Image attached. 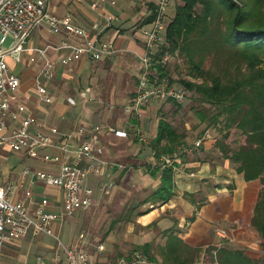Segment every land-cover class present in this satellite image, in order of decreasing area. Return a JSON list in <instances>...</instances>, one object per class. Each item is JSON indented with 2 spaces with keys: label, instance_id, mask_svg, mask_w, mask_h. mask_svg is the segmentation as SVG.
I'll use <instances>...</instances> for the list:
<instances>
[{
  "label": "crops",
  "instance_id": "1",
  "mask_svg": "<svg viewBox=\"0 0 264 264\" xmlns=\"http://www.w3.org/2000/svg\"><path fill=\"white\" fill-rule=\"evenodd\" d=\"M156 2L157 0H115V3H110L109 0H49L48 9L58 16L70 14L76 24L91 30L92 26L96 24L102 28L108 14L118 16L119 19L114 22V28L103 30L102 35L104 38L113 40L118 49L126 45L132 50L136 58L138 85L141 65L139 58L144 53V43L140 29L137 32V37L134 38L129 28L133 26L136 18L141 19V28L143 20L155 9ZM43 27L44 30L40 34L43 41L34 45L30 37L27 42L28 46L44 47L49 43H58L61 40V35H54L48 31L47 24H44ZM60 56L61 53L57 52V62L60 60ZM113 56L95 62L82 60L68 66H60L57 78L48 81V86L53 94L51 103L44 102L38 94L37 88L35 92L27 91L26 87L31 84L36 87L35 80L40 71L37 65L29 63L28 54L22 52L19 62L13 56H9L8 58H12L15 62L11 61V64L7 58L10 68L21 77L20 87L11 95L13 107L21 117L36 118L42 126L41 128L47 133L52 128H56L57 139L61 142H68L71 148L77 143V130L80 127L99 125L103 129L99 136L101 143L105 146V155L109 165L100 174L91 175L87 181V185L95 191V204L87 211L99 207L103 200H107L117 191V188L123 187L132 180L126 181L124 178L129 170H135L137 166L146 169H150L149 167L152 166L151 170L143 173L152 182H150V186L153 188L152 193L161 185L162 171L155 168L158 159H155L154 163H152L153 161L148 163V160L144 158L142 149L144 144L133 127L137 120L131 119L124 107L125 120L123 123L103 126L94 117L98 109L94 104L98 102L95 87L97 82L92 80L93 82L89 85L92 90L87 98L80 95L81 90L85 88L79 87V79L85 73V68L89 65L88 67L91 69L89 73H91L96 66H101ZM13 64L17 65L16 69L12 66ZM134 94L135 92L133 96ZM70 97L76 100V104L69 102L68 98ZM110 106L112 109H116L114 103ZM150 106L151 104L144 110L143 119L145 122H149L147 116L151 112ZM148 122L147 128L151 126V123ZM14 126L17 127L18 122H9V130ZM157 127L158 125L155 127L153 139L156 136ZM109 128L127 131L129 136L126 139L118 138L106 133V129ZM203 153H207V151L196 149L184 155L181 164L177 163L181 172L174 174V195L164 206L157 205V209L152 213L153 222L156 221L157 228L161 231L176 227V235L191 247L220 248L226 244L223 242L227 240L229 245L241 248L253 259H259L261 254L258 256L251 254L263 253L261 239L252 227L251 220L262 187L260 181L247 182L243 175L238 174L232 167L229 160L208 155H206L207 160L201 159ZM151 155H154L152 148ZM55 157H57V162L54 161ZM71 157L72 153L68 157H64L59 150L45 149L39 158H32L28 155L15 154L6 146H2L0 148V188H9L10 200L24 202L32 211L43 206L46 210L57 214L58 218L53 225L54 234L65 244L68 243L69 247L81 246L86 249L93 264H116L118 259L114 262L108 261L103 257V253L91 252L90 247L92 246L96 250V245L100 243L88 241L89 236L87 237L85 234L80 235L84 236L83 241L80 236L76 238L74 228L79 226L80 220L75 214L82 215L83 213L79 211L73 215L64 214L65 194L61 189L34 183L32 178L21 182V175L25 169L58 175L62 163L69 161ZM139 163L144 165H139ZM121 166L127 168L124 169ZM150 171L159 172L152 178ZM135 172L138 171L135 170ZM191 173L194 174L193 177ZM109 182H114L115 186L108 195H104L100 191V187ZM26 193H30V195L27 196ZM187 195H193V199L202 198L204 204L198 207L199 203H194ZM191 219L193 220L191 221ZM104 245L106 246V244ZM57 248L58 243L54 237L29 234L20 241L7 243L1 249L0 261L1 264H37L38 259L41 258L45 264H57L55 260ZM129 254L123 255V257Z\"/></svg>",
  "mask_w": 264,
  "mask_h": 264
},
{
  "label": "built area",
  "instance_id": "2",
  "mask_svg": "<svg viewBox=\"0 0 264 264\" xmlns=\"http://www.w3.org/2000/svg\"><path fill=\"white\" fill-rule=\"evenodd\" d=\"M48 1L0 0V148L6 146L15 154L28 155L32 158H39L45 149L59 150L64 157L72 153L71 159L62 163L58 175L25 169L21 175V182L32 178L34 183L61 189L65 194L64 214L73 215L93 207L95 191L87 185V181L91 175L100 174L109 165L105 146L99 136L103 129L99 125L80 127L77 130V143L71 148L68 142L57 139L56 128L47 133L36 118L21 117L11 101L12 93L21 85V77L10 68L7 58L13 56L19 62L22 52L28 54L29 63L37 65L40 69L35 80L38 94L44 102L51 103L53 94L42 80V76L47 81H53L57 78L60 66H68L82 60L100 61L116 54L118 48L115 42L104 38L102 31L113 27L119 17L107 15L102 28L96 24L91 30L76 24L70 14L58 16L51 13ZM109 1L115 3V0ZM173 2L174 0H157L153 20L140 28L144 53L139 58L141 65L138 85L125 110L131 119L137 120L133 127L142 143L146 142V137L144 133L142 134L139 122L143 120L145 108L154 100H174L182 103L188 96V90L183 85L171 83L168 76H161L158 68L165 67L171 57L168 51L161 55L159 51L167 45V29L173 13ZM42 23L47 24L50 33L61 35V40L44 47L28 46L32 31ZM9 36L12 39L8 47H4ZM57 52L61 53L58 62ZM53 55L56 57H52ZM91 90V87H87L81 90L80 95L87 98ZM68 100L71 104H76L75 99L70 97ZM11 121L18 122V126L9 130ZM106 133L121 139L129 136L127 131L114 128L106 129ZM205 136L207 139L210 138L207 134ZM203 140L204 137L195 140L192 145L185 143L186 145H183L173 157L169 155L160 157L155 168L161 171L172 168L174 174L179 173L180 167L177 163L181 164L184 155L199 149L203 145ZM54 161L57 162V157ZM191 176L194 174L191 173ZM114 186V182L105 183L101 185L100 191L108 195ZM9 194V188H0V251L5 243L20 241L29 234L48 235L54 237L58 243L55 253L57 264H93L86 249L81 246L69 247L54 234L53 225L58 218L57 214L43 206L32 211L24 202L10 200ZM26 195L29 196L30 193ZM80 239L83 241L84 236H80ZM96 251L99 254L106 252L105 245L97 244ZM37 264L45 263L39 258ZM116 264H150V261L145 254L132 252L118 259Z\"/></svg>",
  "mask_w": 264,
  "mask_h": 264
},
{
  "label": "trees",
  "instance_id": "3",
  "mask_svg": "<svg viewBox=\"0 0 264 264\" xmlns=\"http://www.w3.org/2000/svg\"><path fill=\"white\" fill-rule=\"evenodd\" d=\"M154 16L155 9L141 25L151 22ZM166 51L184 57L187 75L197 81L180 82L213 107L209 117L204 110H197L200 119L221 124L224 142L231 130L245 139L237 150L231 149L228 139L218 148L221 159L229 160L245 181L261 183L251 225L264 252V0H183L172 13L167 45L159 55ZM158 68L161 76L170 77L166 67ZM170 81L175 82L172 78ZM184 142L185 136L161 119L151 145L153 156L173 157ZM158 172L150 171L151 177ZM174 186L173 170L166 169L161 173V185L151 196L167 204L174 195ZM203 204L204 200L198 207ZM175 231L176 227L164 231L168 237L163 247L165 264H192L201 256H210L212 264H264V259H253L243 250L191 247ZM150 250L149 244L143 246L145 253Z\"/></svg>",
  "mask_w": 264,
  "mask_h": 264
},
{
  "label": "rangeland",
  "instance_id": "4",
  "mask_svg": "<svg viewBox=\"0 0 264 264\" xmlns=\"http://www.w3.org/2000/svg\"><path fill=\"white\" fill-rule=\"evenodd\" d=\"M182 3L183 0H174L173 12L176 7ZM140 22L141 19L136 18L133 26L129 28L134 38L137 37V32L140 29ZM44 24L46 25V23H42L35 27L31 35L32 44L36 45L39 41H43L40 34L42 30H44ZM11 39L12 37L9 36L4 47H8ZM135 60L136 58L132 50H130L128 46L123 45L119 47L118 52L114 54L112 58L102 63L101 66H96L91 73H89L91 69L88 65L84 70L85 73L82 74L79 79V87L82 88L89 87L93 81L97 82L95 83V87L97 89L96 96L98 102L94 104H96L98 109L94 117L99 123L103 124V126L123 123L125 120L123 108L133 97V93L137 86V68L135 66ZM8 61L10 64L11 61L15 63L12 58H8ZM12 66L15 69L17 67L16 64ZM187 66L184 57L180 53H176L174 55L171 54L170 61L165 67L170 76L169 78L174 79L175 83L183 85L180 82L181 79L197 81V79L187 75ZM42 80L45 81V84L49 85V82L44 76H42ZM34 87V84H31L26 88L29 92H35L36 87ZM187 90L188 96L182 103L177 104L171 101L160 100L152 101L150 103L151 112H149L147 116V119H149V122H147L151 123L150 127L147 128L145 119H143V121L140 120L139 125L142 128V134L144 133L146 137V142L143 143L142 149L145 155L144 158L148 160V163L151 161L154 163L156 159L151 155V145L153 136L155 135V127L161 119H165L178 131V133L185 136V142L178 147L179 151L183 145H186L185 143L192 145L195 140L200 138L203 139L204 137L202 141L203 145H201L199 149H203V151H207V153H203L201 159L207 160L208 158L206 155L209 157L214 156L216 158H221L222 156L218 147L220 143H225L227 139L228 145H230L233 150H237L239 145L244 143V137L236 130H231L228 134V138L224 142V133H221L220 130L221 124L214 125L210 123V121L203 122L197 113V110H204L209 117L212 115L213 107L209 103L204 102L194 90ZM112 103H114L116 109H112V106H110ZM206 134L210 136L209 139L205 136ZM11 161H13V159H11ZM139 165L144 164L139 163ZM232 167L235 169L234 166ZM149 168L150 169H146L142 166L141 168L140 166L135 167L138 174L135 170H129L124 180H132L126 183V185L117 188V191L107 200H103V203L99 207L90 211H82V215L75 214L80 220L79 226L76 229L74 228V233L77 235L76 238L81 234H85L87 237L89 236L88 241L92 243L96 241L97 243L106 244L105 247L108 248V251L102 255L108 261L114 262L116 259H120L118 258L119 256L123 257V255L127 253L141 252L149 258L150 264H165L163 247L168 237L164 231L157 228L156 221L153 222L152 220V217H154L152 213L161 202L151 196L153 188L150 184L152 182L143 174L144 171L151 170L152 166ZM192 200L194 203L203 201V199L199 197H196V199L192 198L191 201ZM164 205L165 204H162L161 206ZM168 230H171V228ZM223 243H226L223 247L242 250L237 246L229 245L227 240ZM6 244L7 243H5V245ZM70 244H72V242H70ZM145 244L150 245V253H145L143 251V246ZM90 250L92 253H97L92 246ZM251 254L253 256L261 254L259 259H264V252ZM192 264L212 263L210 256H201L199 260Z\"/></svg>",
  "mask_w": 264,
  "mask_h": 264
}]
</instances>
